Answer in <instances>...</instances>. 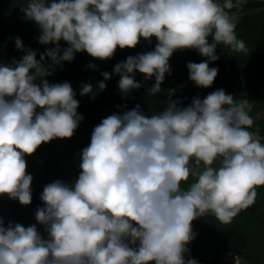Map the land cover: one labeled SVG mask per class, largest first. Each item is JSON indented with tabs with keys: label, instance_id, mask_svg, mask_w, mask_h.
Segmentation results:
<instances>
[{
	"label": "clouds",
	"instance_id": "1",
	"mask_svg": "<svg viewBox=\"0 0 264 264\" xmlns=\"http://www.w3.org/2000/svg\"><path fill=\"white\" fill-rule=\"evenodd\" d=\"M244 3L28 0L21 8L24 19L37 25L38 42L51 47L37 59L17 37L23 55L0 63V196L30 205L33 176L25 157L41 144L71 138L83 120L71 84L47 79L57 67L81 52L111 60L118 48L155 38L153 50L126 57L112 73L101 72L96 91L85 83L80 96L95 99L118 75L126 98L144 86L137 73L144 82L154 79L146 89L154 96L171 74L170 58L184 50L205 58L186 68L196 87L209 88L218 74L209 64L218 60L219 44L248 52L236 35L238 18L230 14ZM87 67L97 70L92 63ZM172 97L151 115L136 104L94 126L75 181L57 179L43 187L36 224H5L0 217V264H198L188 247L196 235L192 222L211 212L228 224L254 204L256 188L264 186V143L248 130L254 121L247 99L237 101L223 89L195 96L186 106ZM192 158L204 165L199 173L189 167ZM191 175L196 182L183 190Z\"/></svg>",
	"mask_w": 264,
	"mask_h": 264
},
{
	"label": "trees",
	"instance_id": "2",
	"mask_svg": "<svg viewBox=\"0 0 264 264\" xmlns=\"http://www.w3.org/2000/svg\"><path fill=\"white\" fill-rule=\"evenodd\" d=\"M28 0H0V63H9L13 58L19 60L23 55L15 47V38L19 37L25 48L37 52V59L45 46L38 42L39 29L37 25L24 19L21 8L26 7ZM230 14L237 19L236 35L243 40L248 52H235L223 43L216 49L217 61L209 64L216 67L218 74L209 88H198L188 78V62L199 63L205 58L195 50L176 51L169 60L171 74H166L161 85V92L148 95L146 89L154 83L144 82L142 74H136V80L143 82L139 90H133L128 97L122 98L118 89V75H112L106 81V89L92 99L89 95L80 96L81 86L91 83L96 91L97 83L102 80L101 72L112 73L116 63L126 57L153 50L156 40L151 42L141 40L134 49L119 48L111 60H97L86 52L77 53L71 62H64L55 72L47 77L50 83L69 82L79 100L78 113L83 116L77 130L71 138L54 139L41 144L31 156H26V171L33 176L32 202L28 206L21 205L17 200H11L6 195L0 196V217L5 224L9 221L21 223L24 226L36 224L34 213L37 207H42L40 194L43 187L57 179L65 183H73L79 175L80 152L90 142L91 132L100 121L108 115L133 108L140 104L146 114L163 110L169 95L179 99L186 106L195 96L203 98L216 89H223L227 94L239 101L247 99L252 107L249 115L254 124L248 130L257 134L264 143V118L257 116L264 112V3L246 1L240 9L233 8ZM211 42V37H209ZM61 42V47H64ZM95 64L97 70L87 67ZM38 82V81H37ZM173 90L174 93L169 92ZM119 106V107H117ZM219 166V160L213 167ZM189 167L193 173L203 170V163L197 164L192 158ZM196 175H191L181 188H187L196 182ZM257 196L254 204L242 210L230 223L220 222L209 212L192 222L194 240L188 245L190 256L199 264H221L220 251L240 256L249 264H264V186L256 188ZM42 235L43 227L37 224ZM217 253L210 261H200L198 255L202 251ZM193 251V252H192Z\"/></svg>",
	"mask_w": 264,
	"mask_h": 264
},
{
	"label": "rangeland",
	"instance_id": "3",
	"mask_svg": "<svg viewBox=\"0 0 264 264\" xmlns=\"http://www.w3.org/2000/svg\"><path fill=\"white\" fill-rule=\"evenodd\" d=\"M257 118H264V112L260 113ZM193 252V251H192ZM220 253L219 256V262L221 264L227 263V264H249L247 261H245L244 259H242L240 256L236 255V256H232L230 253H227L225 251H220L218 252ZM217 253L215 252H209L207 250L202 251L198 256L197 260L200 261H210L211 259H213L216 256ZM233 258L232 260H230L229 258Z\"/></svg>",
	"mask_w": 264,
	"mask_h": 264
},
{
	"label": "water",
	"instance_id": "4",
	"mask_svg": "<svg viewBox=\"0 0 264 264\" xmlns=\"http://www.w3.org/2000/svg\"><path fill=\"white\" fill-rule=\"evenodd\" d=\"M246 1H253V2H261V3H264V0H246ZM27 49V48H26ZM230 260H232L233 258H229ZM223 264H227V263H224L222 262ZM199 264V263H198Z\"/></svg>",
	"mask_w": 264,
	"mask_h": 264
}]
</instances>
